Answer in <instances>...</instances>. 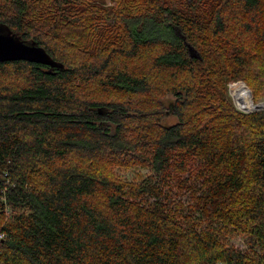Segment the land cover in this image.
<instances>
[{
    "label": "trees",
    "instance_id": "obj_1",
    "mask_svg": "<svg viewBox=\"0 0 264 264\" xmlns=\"http://www.w3.org/2000/svg\"><path fill=\"white\" fill-rule=\"evenodd\" d=\"M1 26L63 68L0 63V264H264V110L227 95L264 99V0H0Z\"/></svg>",
    "mask_w": 264,
    "mask_h": 264
},
{
    "label": "water",
    "instance_id": "obj_2",
    "mask_svg": "<svg viewBox=\"0 0 264 264\" xmlns=\"http://www.w3.org/2000/svg\"><path fill=\"white\" fill-rule=\"evenodd\" d=\"M190 58H198L196 51L186 45ZM26 61L29 63L40 64L50 69H62L63 65L51 59L45 50L37 46L34 42H24L16 34L12 33L8 27H0V63ZM172 107L167 111L170 114ZM260 111V110H257ZM101 113V111H98ZM253 111L247 112L251 113Z\"/></svg>",
    "mask_w": 264,
    "mask_h": 264
},
{
    "label": "rangeland",
    "instance_id": "obj_3",
    "mask_svg": "<svg viewBox=\"0 0 264 264\" xmlns=\"http://www.w3.org/2000/svg\"><path fill=\"white\" fill-rule=\"evenodd\" d=\"M106 3L107 5H109L108 1ZM227 95L233 107L235 108V110L240 113L250 112V111H245V110H251L253 112H256L257 110H260V111L264 110V99L263 98L257 99L254 102V98L252 97V93L250 89L242 81H236L235 83H232V84L228 83L227 84ZM247 100L251 101L252 106H259V105L260 106L255 108V110H252L246 104ZM164 122L167 124H175L176 118L169 114L168 117L164 120ZM116 171H117V175L121 177V179L124 181H131L132 179L136 178L137 175L146 177L148 174H150L147 169L136 170L132 168L130 170H116ZM181 199L184 202L186 201V198H181ZM231 246H233L234 248L241 249L242 252H248V247H247L248 242L246 241L244 237L237 236L233 239L231 238Z\"/></svg>",
    "mask_w": 264,
    "mask_h": 264
},
{
    "label": "bare ground",
    "instance_id": "obj_4",
    "mask_svg": "<svg viewBox=\"0 0 264 264\" xmlns=\"http://www.w3.org/2000/svg\"><path fill=\"white\" fill-rule=\"evenodd\" d=\"M246 104L248 105V107L250 108V109H252V110H255V108H257V107H259V106H252V104H251V101L250 100H247V102H246ZM243 110H245V109H243ZM245 111H251V110H245Z\"/></svg>",
    "mask_w": 264,
    "mask_h": 264
},
{
    "label": "built area",
    "instance_id": "obj_5",
    "mask_svg": "<svg viewBox=\"0 0 264 264\" xmlns=\"http://www.w3.org/2000/svg\"><path fill=\"white\" fill-rule=\"evenodd\" d=\"M0 238H2V236H0Z\"/></svg>",
    "mask_w": 264,
    "mask_h": 264
}]
</instances>
